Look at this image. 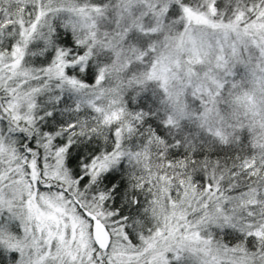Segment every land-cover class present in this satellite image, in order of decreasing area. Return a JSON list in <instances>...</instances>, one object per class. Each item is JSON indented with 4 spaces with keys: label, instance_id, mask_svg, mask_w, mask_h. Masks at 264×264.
<instances>
[{
    "label": "snow or ice",
    "instance_id": "snow-or-ice-1",
    "mask_svg": "<svg viewBox=\"0 0 264 264\" xmlns=\"http://www.w3.org/2000/svg\"><path fill=\"white\" fill-rule=\"evenodd\" d=\"M0 264H264V0H0Z\"/></svg>",
    "mask_w": 264,
    "mask_h": 264
}]
</instances>
